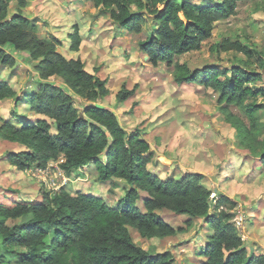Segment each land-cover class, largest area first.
Returning a JSON list of instances; mask_svg holds the SVG:
<instances>
[{
	"label": "trees",
	"instance_id": "16d2710c",
	"mask_svg": "<svg viewBox=\"0 0 264 264\" xmlns=\"http://www.w3.org/2000/svg\"><path fill=\"white\" fill-rule=\"evenodd\" d=\"M88 1L106 9L117 28L135 35L153 18L157 24L139 41L149 62L172 67L177 83L216 91L224 120L264 165V102H259L264 97V86H259L264 80V50L227 37L212 44L210 51L240 52L246 57L242 64L211 63L192 69L180 60L200 50L216 24L235 14L238 2L244 0ZM11 2L0 0V67L15 66L13 51H25L38 61L39 80L36 89L21 95L0 79V100L27 102L41 115L34 122L0 117L1 138L26 147L10 155L11 165L26 171L64 157L61 167L68 175L94 163L99 180L125 179L132 187L117 206L82 191L71 193L66 185L58 190L42 187L39 201L0 203V252L5 253L0 264H7L8 256L19 257L21 251L25 253L19 264H173L171 252L153 253L139 245L131 232L133 227L144 238H166L186 231L187 227L167 222L157 213L161 209L190 215L186 221L190 226L193 218H200L202 227L212 230L198 251L203 258L200 264H264V253L250 254L233 223L234 199L214 195L200 173H187L181 180L153 173L148 166L154 157L150 143L139 133L128 132L113 110L97 103L110 93L107 81L88 71L81 58L62 54L58 50L62 41L56 35L42 36L36 19L23 11L26 0H18L12 14ZM69 37L70 50L78 51L82 37L77 24ZM256 58L262 72L251 68ZM134 92L123 86L117 98L124 102ZM13 114L16 118V110ZM141 190L148 194L143 207L137 203ZM24 217L27 220L20 222ZM9 221L16 223L9 226Z\"/></svg>",
	"mask_w": 264,
	"mask_h": 264
},
{
	"label": "rangeland",
	"instance_id": "374dc122",
	"mask_svg": "<svg viewBox=\"0 0 264 264\" xmlns=\"http://www.w3.org/2000/svg\"><path fill=\"white\" fill-rule=\"evenodd\" d=\"M26 1L27 4L23 7V11L26 15L36 19L41 35H51L53 32L57 35H64L72 30V26L67 24V20H69L68 6L65 9L63 6L62 10L61 6L58 8L65 14V17L62 13L61 16L57 14L50 18L47 11L56 7V0ZM193 1L202 3L204 0ZM50 2L53 3L50 4ZM17 6L18 0H12L10 14L16 10ZM82 9L83 13L88 15L81 16V22L78 24L82 36L79 56H84L89 71L99 77L107 78V85L110 88L109 95L98 100L97 103L113 110L127 130L133 131V129L139 128L144 135L149 133L147 138L152 144L153 158L155 159L149 166L151 170L159 172L161 178L173 176L177 179L187 172H193L203 174V183L214 190L219 189L218 184H220L223 191L234 199V218L240 211H243L247 216L245 232L241 233L238 230L239 235L245 234L243 240L246 248L250 254L264 253V165H261L256 158L253 159L248 147L244 148L236 143L235 128L224 120L218 108V93L212 88L187 83L173 88L175 82L173 68L166 64L151 65L153 70L165 73L160 79L148 76L150 73L158 74L157 72L143 73L145 66L142 61L145 60L146 54L141 51L139 41L145 38L147 31L157 24L153 18H148L144 30L140 34L138 33V41L135 33L129 32L128 43L130 45L126 50L118 47L110 49V42L105 39V35L109 31H100V24L104 20H107L108 24L111 23L110 13L104 8L98 12V9L82 5ZM91 9L94 10L92 14H90ZM53 12L56 13V11ZM63 17L67 20H60ZM53 18H55L54 21H51ZM47 20L51 21L50 24L46 22ZM116 29L120 28L116 27ZM95 36H97L96 39ZM227 37L264 50V0L239 1L237 12L226 20H220L214 28L212 37L203 42L200 50L180 57L181 63H187L192 69L203 68L211 63H219L223 66L242 64V60L246 57L240 52H221L220 55L210 51L212 44ZM66 38H61L62 45L58 47V50L70 58L75 56L77 51L66 47L67 41H64ZM13 53L15 56L17 55V63L13 67H0V79L11 76L10 83L18 92L21 94L31 92L32 89L38 87L39 79L36 71L38 61L31 60L27 52L23 54L13 51ZM114 62H122V64ZM251 68L263 71L259 67L257 58L253 59ZM148 77H150L149 80ZM54 81L62 83L60 78H56ZM25 84L29 85L24 88ZM123 84L129 89L135 85L137 90L127 100L121 102L117 98V93ZM259 86H264V80ZM9 102L8 100L0 102V117L14 116L12 112L15 108ZM259 102H264V97H259ZM29 105L28 103L21 105L19 108L21 110L17 108L16 113L27 110ZM233 110L238 113L237 108H233ZM261 119L264 121V112H262ZM164 129L167 133H163ZM1 140L4 139L0 136ZM19 149L0 143V175L5 176L0 180V201L2 202L10 203L11 197L21 195V193H17L18 195L15 196L10 195V193H14L11 189L20 192V184L26 188L27 184L32 183V180L36 182L37 187L30 188L26 194L30 197L34 196L35 200L41 199L42 187L52 189L46 186L45 182H40L37 178L26 174V171H19L11 165L9 157ZM54 170L57 173V169L54 168ZM51 174L54 175L53 171ZM89 174L90 171L83 168L82 176H80L82 179L78 180L80 182L76 181L78 177L75 176L76 178L73 177L71 180L67 179L65 185H70L73 181H76L75 185L85 182L86 184L83 186L88 188L86 189L87 193L99 196L113 206H117L119 198L132 187L125 179L121 180L125 182L123 188L116 187L115 184L118 182L104 184V181L93 177H90L87 182ZM54 177L58 183H61L62 178L60 179L58 175ZM92 186L97 188V193L89 191ZM56 189H60V187ZM70 189L75 192L73 188L70 187ZM137 203L139 207H143L142 199ZM159 213L176 228L178 226L188 227V229L185 228L187 232L166 238H144L139 231L132 227L131 232L134 240L145 249H151L150 251L153 253L171 252L173 264H196L191 260L195 256L192 252H195L201 242L197 241V238L193 240V237H196L197 232L203 231L205 228H202L201 219L193 218L190 226L186 224V221L192 218L188 214H175L166 209ZM27 218L24 217L19 221L24 222ZM234 221L233 219V223ZM15 223L16 221H9L8 225L13 226ZM205 238L206 236L202 237L201 241L203 242ZM191 240L194 242L190 244ZM185 241L187 242L185 247L177 245ZM24 253L23 251L19 252V257L15 258L8 256L7 264H19L18 261ZM4 254L3 251L0 252V255ZM185 257L189 258L186 260Z\"/></svg>",
	"mask_w": 264,
	"mask_h": 264
},
{
	"label": "crops",
	"instance_id": "0c3cea01",
	"mask_svg": "<svg viewBox=\"0 0 264 264\" xmlns=\"http://www.w3.org/2000/svg\"><path fill=\"white\" fill-rule=\"evenodd\" d=\"M59 4H58V3ZM53 2H50V4H52ZM49 4V5H50ZM80 4H81V6H80ZM49 5H48V7H49ZM82 5L83 6H88V7H90V8H95V9H98V12L99 11H102V9L101 8H103V7H96L94 4H93V2H91V1H88V0H56V2H55V6L56 7H52L51 9H48V14H50V18H52L54 15H57L58 14V16H61L62 15V13L63 12H60L59 11V6H61V10H62V7L65 9V7L66 6H68V11H69V20H67V19H65L64 17H65V14L63 13V15H64V17L63 18H61L60 20H67V24H69V25H71L72 26V30L71 31H69L68 33H66V34H64V35H57V33H55V32H53V34L54 35H56L61 41H62V39L61 38H63V37H67L66 38V40H64V41H67L66 42V47H69L70 48V44H71V41H70V37H69V35L73 32V30H74V26L77 24H79L81 21H80V19H81V16H85V15H88V14H86V13H83V9H82ZM95 6V7H94ZM99 8H100V10H99ZM53 11H56V13H54ZM93 9H91V13L90 14H92L93 13ZM71 15V16H70ZM35 17V16H34ZM75 17V18H74ZM94 17H96V15H94ZM73 18V19H72ZM54 19L55 18H53L51 21H54ZM79 19V20H78ZM72 20V21H71ZM111 20V19H110ZM51 21H46V22H48L49 24H50V22ZM71 21V22H70ZM96 23H97V21H96ZM99 24V23H98ZM79 26V25H78ZM100 27H101V30L100 31H102V30H108L109 31V33L108 34H106L105 35V39H108V41L110 42V44H109V47H110V49L111 48H113V47H118V48H121V49H127L128 47V45H130V43H128V38H129V35H130V33L129 32H127V31H122L121 29H119V30H117L116 29V26H115V24L112 22V20H111V23H107V20H104V22L102 23V24H100ZM110 30H112V32H110ZM80 35H81V33H80ZM43 36V35H42ZM45 36H47V35H45ZM59 36H61V37H59ZM137 36V41H138V35H136ZM82 37V36H81ZM102 37V36H101ZM95 39L97 38V36H95L94 37ZM133 46V45H132ZM130 48H133V47H130ZM129 48V49H130ZM80 50V49H79ZM79 50L77 51V54L75 55V56H73V57H70V58H81L84 62H85V58H84V56H79ZM18 52H22L23 54L25 53L26 54V52L25 51H18ZM131 52V51H130ZM133 52V51H132ZM64 53V52H63ZM62 53V54H63ZM65 55V54H64ZM66 56V55H65ZM185 56V55H184ZM145 57V60L144 61H142L143 63H144V72L143 73H147V71L148 72H157L158 74H153V73H150V75H148V76H152V77H155V78H158V79H160L161 78V76L162 75H165V73L164 72H160V71H156V70H153V67L151 66L152 64L149 62V60H148V58H147V56H144ZM183 57V56H182ZM16 58H17V55H16ZM115 64L116 63H118V64H122V62H114ZM160 64H165V63H160ZM85 66H86V69H87V65H86V62H85ZM88 70V69H87ZM89 71V70H88ZM91 72V71H90ZM92 74H95L94 72H91ZM142 73V74H143ZM95 75H97V74H95ZM98 77H99V75H97ZM11 78V76L10 77H6V78H4V80L5 81H7L8 83H10V79ZM101 79H103V80H106L107 81V84H108V80H107V78H102V77H100ZM150 79V77H148V80ZM11 85H12V83H10ZM182 84H184V83H177L176 82V80H175V82H174V84H173V88H178V87H180V85H182ZM26 85H29V84H25L24 85V88H25V86ZM108 86V85H107ZM123 86H125L124 84H123ZM122 86V87H123ZM14 87V86H13ZM109 88V87H108ZM110 89V88H109ZM122 89V88H121ZM120 89V90H121ZM127 89H129V88H127ZM132 89H134V91L136 92V90H137V87L135 88V85L133 86V88H131V89H129V90H132ZM17 90V89H16ZM21 95H23V94H21ZM6 100H8V102L10 101V100H12V102H9V104H11L12 106H13V108H15V110L18 108H20V106L21 105H23V104H25V103H27V102H20V103H18L17 104V102H16V100L14 99V98H7V99H4V100H0V102H5ZM29 104V103H28ZM102 107H104V108H107V107H105V106H103V105H101ZM108 109H110V108H108ZM19 110H21V109H19ZM27 110H30V111H27ZM27 110H24L23 112L21 111V112H18V114L16 113V115H17V117L15 118H13L12 116H9V117H3V116H1V117H3L4 119H6V120H10L11 119V121H15V122H19L20 120H23L24 122H34L37 118H40L41 117V115H38V114H36L34 111H32L31 109H30V107L28 106V109ZM12 114H13V112H12ZM11 114V115H12ZM14 115V114H13ZM223 118H224V116H223ZM52 124H53V131H55L54 130V128H55V123H54V121H52L51 119L49 120ZM122 124V123H121ZM56 129V128H55ZM128 132H130V133H139L145 140H147L148 142H149V140H148V138H147V136H149V133H145V135L142 133V131L139 129V128H136V129H133V131L131 130V131H129L128 130ZM166 132V130L164 129V131H163V133H165ZM167 133V132H166ZM234 138H235V140H236V143L238 144V146H243L242 144H240V143H238L239 142V138H238V135H237V132H236V134L234 135ZM4 142V143H3ZM0 143L1 144H5L6 146H9V147H11V148H15V147H18V148H20L18 151H14V152H19V151H23V150H26V147L24 146V145H22V144H20V143H18V142H11V141H6V140H1L0 141ZM150 143V142H149ZM150 145L152 146V144L150 143ZM244 148H246L245 146H243ZM153 150V149H152ZM227 158V157H226ZM254 159V158H253ZM153 161L155 160L154 158L152 159ZM152 160L150 161V163H152ZM257 161L258 162H260V164L262 165V163H261V161L260 160H258L257 159ZM224 162H226V161H224ZM227 162H228V160H227ZM258 162H256V163H258ZM149 163V164H150ZM149 164H148V166H149ZM151 166H152V164H151ZM11 169H15V168H12V167H10ZM83 168L85 169V170H88V171H90V174H89V176L87 177V182L89 181V179H90V177H93L94 179H98L99 180V178H98V172H97V170H96V166H95V164L94 163H90V164H88V165H85V166H83V167H81V168H79L77 171H75V172H73V173H71L70 175H68V174H66V177L68 178V179H70L71 180V178L73 179V177L74 178H76V177H78L77 178V182H80V181H78V180H81L82 178L80 177V176H82V173H83ZM95 168V169H94ZM149 168H150V166H149ZM18 170V169H17ZM20 171V170H19ZM160 171V170H159ZM152 172L153 173H155L156 175H158L159 177H160V173L159 172H157L156 170H152ZM26 173V172H25ZM187 173H193V172H187ZM186 173V174H187ZM27 174V173H26ZM185 174V175H186ZM87 175V174H86ZM185 175H181V177L180 178H175V177H173V176H166L165 178H162V179H168V178H174V179H176V180H181ZM76 176V177H75ZM3 178H5V176L3 175V174H1L0 175V180H2ZM118 180V181H117ZM122 179H119V178H114V179H112V180H110V181H107V182H109V183H113V182H118L117 184H120V185H117V184H115L116 185V187H119V186H121L122 188H123V186H125L124 185V183L125 182H122L121 181ZM39 181V180H38ZM76 181H73L70 185L68 184L67 185V188H68V190L71 192V193H75V192H77V191H82V192H84V193H87V190L86 189H88V188H86L85 186H83L84 184H86L85 182H83V183H81V184H79V185H75L74 183L76 182ZM69 182V181H68ZM107 182H105L104 184H106ZM34 183V184H33ZM36 182L34 181V180H32V183H29V184H27V186H26V188L23 186V184H20L21 185V191L19 192L18 190H16V189H11V190H13V192L14 193H10V195H18L17 193H21V195H19L18 197L16 196V197H11V200H10V203H7V202H2V201H0V203H3V204H6V205H11V204H13L15 201H33V200H35V198H33V197H30V196H28V194H26L27 192H29V190H30V188H36L37 187V185L35 184ZM67 184V183H66ZM204 184V183H203ZM19 185V186H20ZM205 185V184H204ZM18 186V187H19ZM31 186H34V187H31ZM83 186V187H82ZM205 186H207V185H205ZM218 188L219 189H216V190H214V195H219V194H225V195H227L226 194V192H224L223 191V188L220 186V184H218ZM70 187L71 188H73L74 189V191L75 192H73V191H71V189H70ZM208 188H210L209 186H207ZM94 188V189H93ZM1 189V188H0ZM89 191H91V192H93V193H97L98 192V190H97V188L96 187H93L92 186V188L91 189H89ZM89 194V193H88ZM7 195V194H6ZM4 196V199H6L5 198V195H3ZM140 199H145V198H147L148 197V194L146 193V192H144V191H140ZM227 196H229V195H227ZM230 198H232L231 196H229ZM13 198V199H12ZM40 199H38V200H36V201H39ZM164 209H161V210H157V213H159V212H161V211H163ZM167 210V209H166ZM174 213V212H173ZM160 214V213H159ZM162 215V214H161ZM167 222H168V220H167ZM174 226V225H173ZM179 227V226H178ZM182 227H185V226H182ZM190 227V226H189ZM202 228H204V227H202ZM186 229H188V227L186 228ZM204 229H208L207 227H205ZM203 229V231H198L197 232V235H196V237H193V240H194V238H197L198 240L197 241H199V242H201L200 244H199V246H198V248L195 250V252H192L193 254H195V256H194V258L193 259H191V260H193L192 262H195L196 264H200L201 262H202V260H203V258L201 257V256H199L198 255V251H200V250H202V247L204 246V244H205V240H206V238L204 239V241L202 242L201 241V238L203 237H207L208 235H211L212 234V230H210V229H208V230H204ZM205 231V232H204ZM185 232H187V231H185ZM185 232H183V233H185ZM174 236H177V234L176 235H174ZM153 238H159V237H153ZM193 240H191V241H189L190 242V244H191V242H194ZM196 241V242H197ZM185 243H187L186 241L185 242H181V243H179V244H177L178 246H181L182 245V247H185L186 245H185ZM195 245H196V243H195ZM149 250H151V249H149ZM158 253H160V252H158ZM161 253H163V252H161ZM256 254H260V253H263V252H260V253H257V252H255ZM187 256H190V255H187ZM186 258V257H185ZM187 258H189V257H187ZM187 258H186V260H187ZM183 262H185V261H183ZM185 264V263H184Z\"/></svg>",
	"mask_w": 264,
	"mask_h": 264
},
{
	"label": "built area",
	"instance_id": "2783aa9c",
	"mask_svg": "<svg viewBox=\"0 0 264 264\" xmlns=\"http://www.w3.org/2000/svg\"><path fill=\"white\" fill-rule=\"evenodd\" d=\"M65 162V158L64 157H60L57 160H51L48 162L47 166L45 167H41V166H34L30 169H27L26 172L28 175L37 178L40 182H45L46 186L58 190L56 189L57 187H61L63 185L66 184L67 182V177L66 174L64 172V170L61 167V163ZM55 169H57V173H55ZM51 171H53L54 175L51 174ZM59 176L60 179L62 178L61 183H58V181L56 180V177L54 176ZM246 214H244L243 211H240L238 213H236L235 218H234V223L236 228L239 230V232L241 231V233H244L245 231V220H246ZM240 236L243 238H245V234Z\"/></svg>",
	"mask_w": 264,
	"mask_h": 264
}]
</instances>
